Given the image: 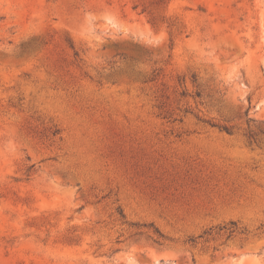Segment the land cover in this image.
I'll use <instances>...</instances> for the list:
<instances>
[{
  "label": "rangeland",
  "instance_id": "rangeland-1",
  "mask_svg": "<svg viewBox=\"0 0 264 264\" xmlns=\"http://www.w3.org/2000/svg\"><path fill=\"white\" fill-rule=\"evenodd\" d=\"M0 264H264V0H0Z\"/></svg>",
  "mask_w": 264,
  "mask_h": 264
}]
</instances>
